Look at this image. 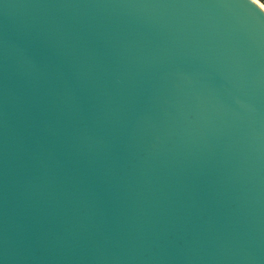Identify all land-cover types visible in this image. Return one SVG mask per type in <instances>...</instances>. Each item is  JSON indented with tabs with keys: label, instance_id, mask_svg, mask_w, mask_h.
Instances as JSON below:
<instances>
[{
	"label": "water",
	"instance_id": "obj_1",
	"mask_svg": "<svg viewBox=\"0 0 264 264\" xmlns=\"http://www.w3.org/2000/svg\"><path fill=\"white\" fill-rule=\"evenodd\" d=\"M0 264H264V6L0 0Z\"/></svg>",
	"mask_w": 264,
	"mask_h": 264
},
{
	"label": "trees",
	"instance_id": "obj_2",
	"mask_svg": "<svg viewBox=\"0 0 264 264\" xmlns=\"http://www.w3.org/2000/svg\"><path fill=\"white\" fill-rule=\"evenodd\" d=\"M264 6V0H258Z\"/></svg>",
	"mask_w": 264,
	"mask_h": 264
},
{
	"label": "bare ground",
	"instance_id": "obj_3",
	"mask_svg": "<svg viewBox=\"0 0 264 264\" xmlns=\"http://www.w3.org/2000/svg\"><path fill=\"white\" fill-rule=\"evenodd\" d=\"M254 1H256V3H257V0H254ZM259 4V3H258ZM260 5V4H259ZM261 6V5H260Z\"/></svg>",
	"mask_w": 264,
	"mask_h": 264
}]
</instances>
